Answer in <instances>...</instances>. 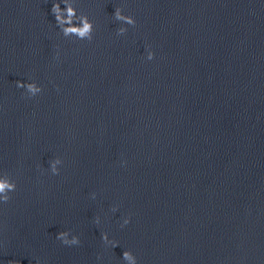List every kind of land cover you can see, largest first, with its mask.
<instances>
[{
  "label": "water",
  "instance_id": "95a60500",
  "mask_svg": "<svg viewBox=\"0 0 264 264\" xmlns=\"http://www.w3.org/2000/svg\"><path fill=\"white\" fill-rule=\"evenodd\" d=\"M54 2L0 0V264H264V0Z\"/></svg>",
  "mask_w": 264,
  "mask_h": 264
},
{
  "label": "clouds",
  "instance_id": "9594fccd",
  "mask_svg": "<svg viewBox=\"0 0 264 264\" xmlns=\"http://www.w3.org/2000/svg\"><path fill=\"white\" fill-rule=\"evenodd\" d=\"M61 3L65 5L64 8L60 7ZM51 11L55 16V22L58 25L60 32L65 38L75 37L77 40L92 41L95 30L94 23L87 15L83 13L77 14V9L73 6L72 0H58V2H54ZM113 18L115 21L122 22V24H127L133 27L136 25L135 18L131 15H125L122 7L115 8ZM126 32L127 28L122 26L117 30V35H123ZM154 56V52L148 51V60L154 59ZM16 85L18 88L25 89L30 97L38 95L43 90L42 87L37 85L34 81L28 83L17 81ZM60 164H62V160L59 157L50 162V170L53 175L59 174L60 170L58 165ZM16 189L17 183L9 173L4 172L3 174H0V203L7 204L12 199L11 194L14 193ZM113 210L115 211V209ZM96 222L99 223V218H97ZM128 223L129 219L126 218L124 220V225ZM124 225H121V227ZM56 238L66 246L80 244L79 237L72 235L69 231H60ZM102 239L105 244H109L113 248L118 246L117 241L109 240L107 233H102ZM122 259L126 264H138L137 258L130 250H125L123 252ZM10 264H15V262H10ZM37 264H40L39 260H37Z\"/></svg>",
  "mask_w": 264,
  "mask_h": 264
}]
</instances>
